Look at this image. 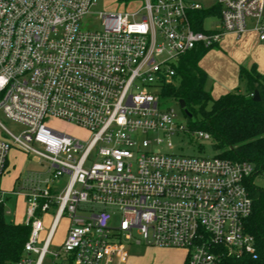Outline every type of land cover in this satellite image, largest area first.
<instances>
[{"label":"built area","instance_id":"2783aa9c","mask_svg":"<svg viewBox=\"0 0 264 264\" xmlns=\"http://www.w3.org/2000/svg\"><path fill=\"white\" fill-rule=\"evenodd\" d=\"M95 1L0 0V113L24 128L16 136L0 121V180L12 150L49 166L48 179L30 176L12 192L26 200L19 225L30 230L15 264H111L122 241L183 249L184 264L257 259L246 229L254 165L175 155L172 136L213 138L177 126L171 105L178 102L162 93L182 56L242 36L248 20L264 45V0H218L207 8L202 3L210 0H142L134 13L94 17ZM197 11H211L205 19L217 17V28L196 30ZM53 119L90 136L50 128ZM5 195L0 187L3 207ZM64 217L65 239L54 246Z\"/></svg>","mask_w":264,"mask_h":264},{"label":"trees","instance_id":"16d2710c","mask_svg":"<svg viewBox=\"0 0 264 264\" xmlns=\"http://www.w3.org/2000/svg\"><path fill=\"white\" fill-rule=\"evenodd\" d=\"M210 14L211 11L194 13L196 30L203 29V22ZM213 47H197L182 56L174 83L163 89L162 96L176 102L184 100L191 114L190 118L185 115L189 128L209 133L218 156L254 165V175L247 183L253 208L246 229L256 239L258 258L224 256L217 264H264V187L254 182L257 177L264 178V75L254 67L241 69L239 78L245 84V91L214 99L205 90L207 75L199 67L200 59ZM256 91L260 97L258 102L253 100ZM29 233V228L23 225L7 223L4 207L0 206V264H15L20 259Z\"/></svg>","mask_w":264,"mask_h":264},{"label":"rangeland","instance_id":"374dc122","mask_svg":"<svg viewBox=\"0 0 264 264\" xmlns=\"http://www.w3.org/2000/svg\"><path fill=\"white\" fill-rule=\"evenodd\" d=\"M217 1L218 0H210L207 3H202V6L206 8L210 7L211 5L216 4ZM143 3L144 2L142 0H132L130 3H127L125 0H96V5L91 8L90 14L96 17L99 13H134L143 7ZM218 20L219 19L217 17L205 19L203 28L205 30L217 28ZM251 27L252 23L248 21L247 30H251ZM246 36L248 39V43L246 45L241 46L238 44H229L227 48H224L223 54L218 53L217 55H214L213 62L216 63L215 67H217V72H221V70H223L222 75L220 76V81L225 85L231 84L233 80L236 81V85L232 87L230 92H235L238 89L241 92L245 91V84L233 71V65L237 63L246 68L248 62L253 61L255 58H259L264 62V53L260 50H256L255 35L251 32ZM221 41L219 43H221ZM212 50H217V48ZM212 50H209V52ZM210 57L212 58L211 54ZM262 61L261 66L264 68ZM216 81L219 82V78L215 79L212 76L207 77L205 90L213 94ZM171 106H173L176 112V117L174 119L175 124L179 127L189 128L190 123L180 107L175 103ZM0 121L13 135L17 136L24 130L22 126L6 120L1 113ZM46 122L50 128L64 132L83 141L87 140L90 136L86 130L62 120L53 119ZM0 136H2V134H0ZM170 141L174 147V154L178 156L215 157L218 155L213 148V143L210 141L198 143L193 141L188 135L183 134L172 136ZM164 142H167V140H164ZM8 159L9 164L6 170L7 173L2 180H0L1 188L4 191H13V193L17 194L20 192V188H22L24 181L28 177L39 176L43 180H46L49 177L48 164L38 156H34L23 151L12 150ZM61 182L62 181H57L54 183L55 187L59 186L64 188L65 184L63 185ZM254 182L257 186L264 187L263 177H257ZM3 202L5 221L12 224H23L27 215L26 201L22 197L13 194L6 195ZM54 213L55 211H50L49 215H47L46 219H44L45 231L42 232V237H45L47 234L52 221L51 215L53 216ZM119 219L120 218L116 219L115 224L118 223ZM68 227L69 221L66 217H64L61 219L57 227L53 243L54 246H60L62 244ZM134 237L135 239L138 238L136 235ZM184 258L185 251L183 249L122 241L120 251L111 256V264H183Z\"/></svg>","mask_w":264,"mask_h":264},{"label":"crops","instance_id":"0c3cea01","mask_svg":"<svg viewBox=\"0 0 264 264\" xmlns=\"http://www.w3.org/2000/svg\"><path fill=\"white\" fill-rule=\"evenodd\" d=\"M248 21H250L252 23L251 30H249L250 32L247 30V32L244 33L240 37H237V36H235L233 34H229V35L225 36L223 38V40L221 41V43L216 45V47H213V48L209 49V50H212V49L217 48V50H220V51L212 50L211 52H209V50H207L205 52V54L203 55V57L199 61V67L206 73L207 77L212 76L215 79L219 78V82L216 81L214 89H213V94L214 95L210 93L211 96L214 99H217L220 96L225 95L227 93H231L230 91H231L232 87L234 85H236V81H234V80L229 85H225L223 82L220 81L221 80L220 76L222 75V71L223 70H221V72H217V67H215L216 63L213 62L214 55H217L218 53L223 54L224 53V48L225 47L227 48L229 44H238V45H241V46L246 45L248 43V39H247L246 35H248L251 32L255 35V47H256V50H260V51H262L264 53V45L259 43V41H258V33L255 31V28H254V24L255 23L252 20H248ZM210 54L212 55V58L210 57ZM261 61L262 60H260L259 58L258 59L255 58L253 61L248 62V64L246 65V68H244L241 64H237L236 63L235 65H233V71L238 75V78H239V73H240L241 69L250 70V69H252L254 67L261 75H264V70H263L264 68H263V66H261ZM262 63L264 64L263 61H262ZM243 65H245V64H243ZM237 91H240V90L238 89ZM8 161H9V159H8ZM7 164H9V162ZM6 173H7V171H6ZM6 173H5V175H6ZM2 178H1V180H2ZM16 183H15V185H16ZM0 187H1V185H0ZM4 192H5L6 195H13V193H12L13 191H4ZM19 197H22L25 200V198L23 196H19ZM185 259H186V252H185L184 262H185Z\"/></svg>","mask_w":264,"mask_h":264},{"label":"water","instance_id":"95a60500","mask_svg":"<svg viewBox=\"0 0 264 264\" xmlns=\"http://www.w3.org/2000/svg\"><path fill=\"white\" fill-rule=\"evenodd\" d=\"M253 100L255 102H258L260 101V97H259V93L256 91L255 94H254V97H253ZM178 105L180 107V109L183 111V113L187 116V117H191V114L189 113V111L186 109V105H185V102L184 100H179L178 101Z\"/></svg>","mask_w":264,"mask_h":264}]
</instances>
